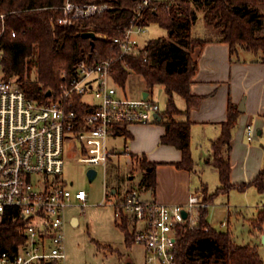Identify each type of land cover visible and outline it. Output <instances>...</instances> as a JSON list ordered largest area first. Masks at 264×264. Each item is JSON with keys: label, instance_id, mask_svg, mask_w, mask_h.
Returning <instances> with one entry per match:
<instances>
[{"label": "built area", "instance_id": "2783aa9c", "mask_svg": "<svg viewBox=\"0 0 264 264\" xmlns=\"http://www.w3.org/2000/svg\"><path fill=\"white\" fill-rule=\"evenodd\" d=\"M162 6L184 16L183 0H140L120 34L111 36L88 28L97 38L112 41L117 56L95 54L77 61L70 70H63L65 81L45 101L29 97L17 78L1 75L0 220L11 213L22 216L26 239L13 249L0 250V264H68L66 208L76 200L84 205L88 193L73 191L59 175L70 160L91 167L105 165L111 155L107 139L117 125L149 123L163 111L149 95L129 96L116 79L118 60L132 71L126 57L142 52L150 25L155 23L149 21V11ZM112 8L115 5L109 0H65L58 22L71 26L78 18ZM0 15L2 36L7 23L5 14ZM3 55L0 45L1 72ZM253 133L250 126L249 138ZM145 192L140 184L132 185L121 196L106 189V198L115 206L118 223L126 221L134 242L144 248L145 264H179L178 228L186 223L194 226L200 209L210 203L201 191L193 192L185 204L146 201L142 199Z\"/></svg>", "mask_w": 264, "mask_h": 264}, {"label": "trees", "instance_id": "16d2710c", "mask_svg": "<svg viewBox=\"0 0 264 264\" xmlns=\"http://www.w3.org/2000/svg\"><path fill=\"white\" fill-rule=\"evenodd\" d=\"M64 1L0 0V14H5L7 23L5 33L0 36L5 77H16L27 95L39 101L47 100L48 90L60 88L65 81L63 70H70L77 61L95 54L102 58L116 57L112 41L96 38L93 45L92 39L82 33L92 28L111 36L120 34L140 0H109L115 8L78 18L71 26L58 22ZM183 3L184 16H178L175 9L164 6L149 11V21L166 28L171 39L150 38L140 54L128 56L126 61L132 71L144 80L146 91L157 84L164 86L168 101L165 110L160 112L166 126L162 142L181 150L182 159L176 162L177 167L193 170L195 162L191 151L192 120L189 114L202 98L191 91L192 77L197 69L193 52L216 39L229 43L233 55L239 56L240 50L244 49L260 54L264 60V0H193V4L190 0H183ZM194 4L204 10V19L213 30L214 37L208 34L192 36L191 30L198 18ZM2 20L0 15V27ZM124 64L118 60L116 71V79L123 87L129 76ZM175 94L186 99V110L178 108ZM181 113L186 114L187 119H176V115ZM240 113L238 105L230 101L227 119L222 122V133L212 142L209 163L218 169L221 185L211 193L207 186L204 187L205 199L210 203L217 195L232 189L245 191L255 186L264 193V167L249 182L234 183L231 180L233 130ZM115 130L126 133L124 125H117ZM142 165L146 171L140 185L154 192L157 187L155 163L142 160ZM208 213L209 207H202L197 224L191 226L186 223L178 228L176 254L179 264H264L256 245L238 243L230 231L213 226L207 218ZM22 222V216L14 213L0 220V250L13 249L25 241ZM252 225L259 231L263 230L264 208L252 220ZM119 226L125 233L126 242L134 243V234L129 231L128 223L125 221Z\"/></svg>", "mask_w": 264, "mask_h": 264}, {"label": "crops", "instance_id": "0c3cea01", "mask_svg": "<svg viewBox=\"0 0 264 264\" xmlns=\"http://www.w3.org/2000/svg\"><path fill=\"white\" fill-rule=\"evenodd\" d=\"M198 34L200 35L196 36L199 37L207 35L206 31ZM156 36L160 35L149 36L147 40ZM252 53L251 51L241 49L239 56L233 55L229 43L216 39L208 41L202 47H197L193 52V57L197 61V69L192 77L191 91L193 94L202 96V98L198 105L192 107L189 114L192 120L191 151L195 162L194 169L188 170L177 167L176 162L182 159V152L176 146L162 142V136L166 132V126L162 117L149 123L124 125L126 133L122 134L113 130L107 139V145L111 152L110 157L116 156L120 151L118 142L120 138H124V151L120 152H124V155L128 158L127 163L131 166L129 171H132V174L127 180L119 179L116 185H112L111 191L121 196L129 186L137 184V182L139 185L141 177L146 171L142 165V160H145L148 163H155L157 187L152 192V195L154 200L159 203L185 204L193 192L201 191L204 193L205 186L208 187L210 193L213 192L221 185V181L218 169L209 163L212 142L218 139L222 133V122L227 119L230 101L237 104L239 108L243 99H245V110L240 111L242 114L239 116H242L243 112H250L251 118L246 123L243 121L242 130L244 132L242 143L246 145L243 155H238L237 152L239 132L233 135L230 153L232 163L231 180L234 183L253 180L261 168L264 167V140L263 142L260 139L253 141L256 135L255 123L259 122L261 126L258 134L264 135V60L260 54ZM250 54L253 56H250ZM244 70H246V75L241 73ZM251 74L256 79L255 77H251ZM236 77L248 80L260 79L262 82L261 96L259 98L252 96L251 92L237 88L235 83ZM147 92L149 96L153 97L149 91ZM245 93L247 95H244ZM177 96L181 95L175 94V102L178 108L182 111L186 110V99L182 96L185 101L182 104ZM176 119L185 120L187 119V115L184 113L177 114ZM250 126L254 130L252 138H249L248 135V128ZM135 173L140 175L136 183ZM217 175L220 185L214 187ZM248 189L246 190L248 191ZM246 190L245 194H247ZM229 193L224 194L227 195ZM261 196L264 197V193H261ZM256 207L258 210L252 217V220L264 208V201L259 202ZM227 214V221L223 220L222 222H227L226 225H229L231 215L229 207H227ZM226 225L223 224V226ZM263 234L264 229L257 231V236L261 237Z\"/></svg>", "mask_w": 264, "mask_h": 264}, {"label": "rangeland", "instance_id": "374dc122", "mask_svg": "<svg viewBox=\"0 0 264 264\" xmlns=\"http://www.w3.org/2000/svg\"><path fill=\"white\" fill-rule=\"evenodd\" d=\"M194 6L198 18L192 27V36L200 35L198 33L202 34L203 31H206L208 36L214 37L213 30L207 26L204 19V10L195 4ZM148 34L149 36L160 35L154 38L171 39L167 29L158 23L150 25ZM252 54L250 56H253ZM250 56L248 57L250 58ZM241 73L246 75V70ZM1 75L5 76V72L0 71V77ZM251 77L255 76L251 74ZM235 83L237 88L251 92L252 96H257L258 98L261 96L262 82L260 79L248 80L236 77ZM124 89L129 96L134 97L142 95L147 90L144 80L133 71H129L128 81ZM149 92L159 101L162 109L165 110L167 93L164 86L157 84ZM244 95H247V93ZM177 98L182 104L185 102L182 96H177ZM242 116H239L233 130V135L239 132L237 140L238 155H243L246 149V145L242 143L243 121L246 123L251 118L250 112H243ZM260 127L259 122L255 123L256 135L253 141L260 139L263 142L264 135L258 134ZM123 139L120 138L118 142L120 151H124ZM120 151L118 155L111 156L105 165H97L95 167L98 173L93 180L87 174L91 166L75 160L68 161L64 165L63 173L59 175V179H63L73 191L84 189L88 193V199L84 205L76 200L66 208L65 240L68 264H145L144 248L136 242L132 244L126 242L125 233L119 226L115 215V206L110 202V198H106V189L109 191L119 179L127 180L132 174V171H129L131 166L127 163L128 158L124 155V152ZM70 157L73 156L71 155ZM135 175L136 183L140 175L138 173H135ZM133 185H138V182ZM216 185H220L218 175L214 187ZM244 192L239 189H232L227 195L224 193L217 195L214 198V204L209 202L207 218L217 229L230 231L238 243L256 245L264 259L263 235L261 237L257 236L258 230L252 225V217L258 210L256 205L262 200L264 201V197L261 196L260 191L254 186L248 189L247 194ZM112 195L109 194V197ZM111 198L114 199L115 197ZM227 207L231 211L229 225L223 226L221 224L223 223L222 221H227L228 218ZM73 217L77 218V223H71ZM128 227L129 231L133 233L131 227L129 225Z\"/></svg>", "mask_w": 264, "mask_h": 264}, {"label": "water", "instance_id": "95a60500", "mask_svg": "<svg viewBox=\"0 0 264 264\" xmlns=\"http://www.w3.org/2000/svg\"><path fill=\"white\" fill-rule=\"evenodd\" d=\"M82 34L84 36H86V37H90L92 39V44L94 45V41L97 38V35H96L95 31H93V30H85V31H83ZM51 93H52V90H48L47 95H51ZM143 95L147 96L148 92L147 91L143 92ZM238 109H239V111H244L245 110V99H243L241 101ZM155 116H156L157 119H161V115L160 114H155ZM97 173H98V171H97V169L95 167L89 168L88 172H87V174H88V176H89V178L91 180H93L97 176ZM142 199L146 200V201H153L154 197L152 195V191L148 190L147 192L143 193ZM184 215H185V217H187V215H188L187 211H184ZM77 222H78V220H77V218H75L74 219V223H77ZM263 239H264V234H263Z\"/></svg>", "mask_w": 264, "mask_h": 264}, {"label": "flooded vegetation", "instance_id": "af4514ba", "mask_svg": "<svg viewBox=\"0 0 264 264\" xmlns=\"http://www.w3.org/2000/svg\"><path fill=\"white\" fill-rule=\"evenodd\" d=\"M74 219H75V218H72V219H71V223H72V224H74Z\"/></svg>", "mask_w": 264, "mask_h": 264}]
</instances>
